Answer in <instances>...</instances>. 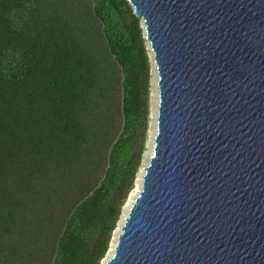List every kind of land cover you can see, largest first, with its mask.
<instances>
[{"label": "trees", "instance_id": "1", "mask_svg": "<svg viewBox=\"0 0 264 264\" xmlns=\"http://www.w3.org/2000/svg\"><path fill=\"white\" fill-rule=\"evenodd\" d=\"M129 0H0V264H102L136 186L151 61Z\"/></svg>", "mask_w": 264, "mask_h": 264}, {"label": "water", "instance_id": "2", "mask_svg": "<svg viewBox=\"0 0 264 264\" xmlns=\"http://www.w3.org/2000/svg\"><path fill=\"white\" fill-rule=\"evenodd\" d=\"M129 1L158 122L106 264H264V0Z\"/></svg>", "mask_w": 264, "mask_h": 264}, {"label": "rangeland", "instance_id": "3", "mask_svg": "<svg viewBox=\"0 0 264 264\" xmlns=\"http://www.w3.org/2000/svg\"><path fill=\"white\" fill-rule=\"evenodd\" d=\"M142 25L144 27V23L142 22ZM144 31H145V35H146V30L144 28ZM147 40V39H146ZM147 46H148V51H149V55H150V61H151V89H150V124H149V131H148V138H147V142H146V150H145V153H144V156H143V160H142V164H141V167L139 169V172L138 174L140 173V170H142V168L144 169V167H146L147 165L150 164V160H151V155L153 153V149H154V141H155V136L153 137V133L156 135L157 133V122H158V109H159V85H158V79H159V76H158V72H157V65H156V61H155V57H154V51L152 50L151 48V43L149 40H147ZM156 82V83H155ZM157 88V89H156ZM155 92V93H154ZM154 94V95H153ZM153 96H155L153 98ZM157 97V98H156ZM156 101H158V104L156 103ZM153 103H156L157 105H154ZM157 108L156 109V114H157V118H156V125L154 124V121L152 119V111L154 110V108ZM153 121V122H152ZM152 125V126H151ZM153 129V130H152ZM152 131H154L152 133ZM153 137V138H152ZM145 160V161H144ZM146 162V163H145ZM144 173H145V170H144ZM137 179H138V175H137ZM137 181V180H136ZM143 181V179H142ZM136 184V188L137 189V183ZM141 188H142V185H141ZM140 188V189H141ZM133 190V191H134ZM133 191L130 193V195L133 193ZM129 200H127L128 202ZM126 206V205H125ZM124 206V207H125ZM123 207V209H124ZM123 213V211H122ZM122 217V216H121ZM120 222V221H119ZM119 228V223H118V227ZM116 228V230H117ZM116 230L114 231L113 235L115 236V233H116ZM113 236V237H114ZM117 237V236H116ZM113 239L112 238V241H111V245L113 243ZM118 239L119 237H117V242H118ZM112 248V247H111ZM111 257V251L109 250L107 256L105 257V259H109ZM104 259V260H105ZM103 260V261H104ZM103 264V263H102Z\"/></svg>", "mask_w": 264, "mask_h": 264}, {"label": "bare ground", "instance_id": "4", "mask_svg": "<svg viewBox=\"0 0 264 264\" xmlns=\"http://www.w3.org/2000/svg\"><path fill=\"white\" fill-rule=\"evenodd\" d=\"M156 83V82H155ZM157 89V88H156ZM155 93V92H154ZM154 95V94H153ZM155 96H153V98H154ZM157 98V97H156ZM156 103L158 104V101H156ZM156 103H153L154 105H157ZM156 107L154 108V110L152 111V119H153V121H154V124L156 125V118H157V112H156ZM152 121V122H153ZM152 126V125H151ZM153 130V129H152ZM154 131H152V133H153ZM153 137L155 136V134L153 133V135H152ZM152 137V138H153ZM155 138V137H154ZM145 161V160H144ZM146 163V162H145ZM144 170H145V168L143 169L142 168V170H140V173L138 174V179H137V181H136V183H137V189H135L134 191H133V193L129 196V198H128V202L126 203V206L124 207V209H123V213H122V217H121V219H120V222H119V228H117V230H116V233H115V236L113 237L114 239H113V243H112V245H111V256L113 255V253H114V251H115V246H116V244H117V237H119V234L122 232V230H123V225H124V223H125V221H126V218H127V216H128V214H129V211H130V207L132 206V203L135 201V198L137 197V195H138V193H139V191H140V188H141V185H142V183H143V181H142V179H143V176H144ZM136 188V187H135ZM117 236V237H116ZM109 259H105L104 261H103V264H106L107 263V261H108Z\"/></svg>", "mask_w": 264, "mask_h": 264}]
</instances>
